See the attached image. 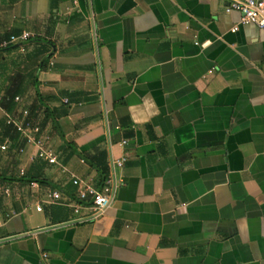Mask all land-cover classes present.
<instances>
[{
	"label": "crops",
	"instance_id": "crops-1",
	"mask_svg": "<svg viewBox=\"0 0 264 264\" xmlns=\"http://www.w3.org/2000/svg\"><path fill=\"white\" fill-rule=\"evenodd\" d=\"M228 1L0 0V38L30 34L0 99L57 159L0 158V264H264V30ZM71 175L121 182L78 220Z\"/></svg>",
	"mask_w": 264,
	"mask_h": 264
},
{
	"label": "built area",
	"instance_id": "built-area-1",
	"mask_svg": "<svg viewBox=\"0 0 264 264\" xmlns=\"http://www.w3.org/2000/svg\"><path fill=\"white\" fill-rule=\"evenodd\" d=\"M235 10L239 13V23H251L257 28L264 30V0H229L225 11ZM234 25L231 30H235ZM30 34L21 31L19 34H9L6 37L0 38V49L9 47L12 44L23 42L28 39ZM14 104L18 109L14 112H5V123L10 125L19 135L22 145L16 151L22 153L24 145L33 146L34 150L32 158L47 162L48 164H57L56 154L47 145V137L42 134L38 124L33 123L28 118V109L22 106L23 98L20 95L12 97ZM7 142L4 140L0 143V150H5ZM125 156L113 159L112 165L121 167ZM69 181L75 189V197L77 202L72 205V211L77 215L76 219L84 220L83 216L79 215L82 208L88 209L93 215L100 213L112 200L113 190L116 185L121 182V178L114 179L113 175L107 176L101 184L95 186L88 181H84L73 175L69 176ZM36 186L35 183H31ZM7 193V189H4ZM59 190L53 189L47 192V202H56L59 199ZM35 209L40 210V205L35 204ZM45 256V254H43Z\"/></svg>",
	"mask_w": 264,
	"mask_h": 264
},
{
	"label": "trees",
	"instance_id": "trees-1",
	"mask_svg": "<svg viewBox=\"0 0 264 264\" xmlns=\"http://www.w3.org/2000/svg\"><path fill=\"white\" fill-rule=\"evenodd\" d=\"M13 96L14 94H4L3 96H1V99H0V105L8 112L14 109V104L12 101ZM34 109H35L34 106H30L28 108V118L29 116H31L30 114H33ZM38 126L40 127V129H42L43 123H39ZM3 140H6L7 147L5 148L3 152H0V158H2L3 156L5 157V159L14 158L15 154H17L16 149L19 146H21L23 143L20 140L18 133L10 125H5V127L3 128L0 141H3ZM17 179L23 182H28L33 179L38 180L35 175H30L29 173L23 174L22 176H19ZM4 180L6 181L12 180V177L10 178L6 177L3 175V173H1L0 181H4Z\"/></svg>",
	"mask_w": 264,
	"mask_h": 264
}]
</instances>
